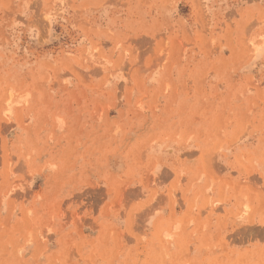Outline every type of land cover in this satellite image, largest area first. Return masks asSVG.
Wrapping results in <instances>:
<instances>
[{
	"label": "rangeland",
	"instance_id": "obj_1",
	"mask_svg": "<svg viewBox=\"0 0 264 264\" xmlns=\"http://www.w3.org/2000/svg\"><path fill=\"white\" fill-rule=\"evenodd\" d=\"M0 264H264V0H0Z\"/></svg>",
	"mask_w": 264,
	"mask_h": 264
}]
</instances>
